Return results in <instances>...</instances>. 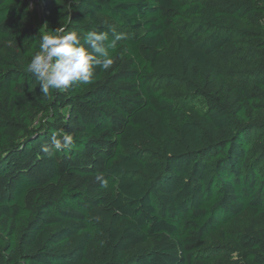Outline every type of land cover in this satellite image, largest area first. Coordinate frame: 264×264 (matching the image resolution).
Here are the masks:
<instances>
[{
	"label": "trees",
	"instance_id": "1",
	"mask_svg": "<svg viewBox=\"0 0 264 264\" xmlns=\"http://www.w3.org/2000/svg\"><path fill=\"white\" fill-rule=\"evenodd\" d=\"M29 1L0 0V264H210L215 233L264 264V0H44L40 28ZM58 27L127 38L49 99L27 65Z\"/></svg>",
	"mask_w": 264,
	"mask_h": 264
},
{
	"label": "clouds",
	"instance_id": "2",
	"mask_svg": "<svg viewBox=\"0 0 264 264\" xmlns=\"http://www.w3.org/2000/svg\"><path fill=\"white\" fill-rule=\"evenodd\" d=\"M126 38L125 33L114 34L108 42L107 32L89 31L81 36L76 31L66 32L58 27L40 34V50L28 63L27 71L40 82L41 94L51 99L53 90H66L75 83L93 84L96 66L108 69L113 64L110 50L114 51L117 41ZM72 143L70 134L54 132L51 136V147L57 151ZM42 151L51 155L48 145H44Z\"/></svg>",
	"mask_w": 264,
	"mask_h": 264
},
{
	"label": "rangeland",
	"instance_id": "3",
	"mask_svg": "<svg viewBox=\"0 0 264 264\" xmlns=\"http://www.w3.org/2000/svg\"><path fill=\"white\" fill-rule=\"evenodd\" d=\"M44 8L40 10H33V21L35 27L40 28L44 23ZM44 29V27H43ZM169 38H173V33H167ZM217 64L224 70L232 72L238 70L237 65H235L234 59L226 57H215ZM159 88L166 94H168L173 99H178L187 94V84L183 80H174L172 83L160 82ZM195 100V99H194ZM245 221V217L242 219ZM205 252L211 258L210 264H235L238 255L230 248L225 240L221 237L220 233L212 234L209 239L202 245ZM195 264H200L196 262Z\"/></svg>",
	"mask_w": 264,
	"mask_h": 264
},
{
	"label": "built area",
	"instance_id": "4",
	"mask_svg": "<svg viewBox=\"0 0 264 264\" xmlns=\"http://www.w3.org/2000/svg\"><path fill=\"white\" fill-rule=\"evenodd\" d=\"M44 0H30L28 3V7L31 11L40 10V8H44Z\"/></svg>",
	"mask_w": 264,
	"mask_h": 264
}]
</instances>
